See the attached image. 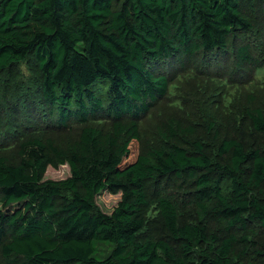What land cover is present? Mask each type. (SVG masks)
I'll return each instance as SVG.
<instances>
[{
  "label": "trees",
  "instance_id": "16d2710c",
  "mask_svg": "<svg viewBox=\"0 0 264 264\" xmlns=\"http://www.w3.org/2000/svg\"><path fill=\"white\" fill-rule=\"evenodd\" d=\"M263 17L264 0H0V264H264Z\"/></svg>",
  "mask_w": 264,
  "mask_h": 264
},
{
  "label": "rangeland",
  "instance_id": "374dc122",
  "mask_svg": "<svg viewBox=\"0 0 264 264\" xmlns=\"http://www.w3.org/2000/svg\"><path fill=\"white\" fill-rule=\"evenodd\" d=\"M263 5V4H262ZM261 5V7H262ZM253 16V15H252ZM258 18H260L261 16H257ZM264 18V17H263ZM264 23V20L259 21L258 25H261ZM264 42V39H260V43ZM21 71L23 73L24 78L26 79L28 72L25 68V66L21 67ZM256 79H258V83H262L264 81V68L262 70H259L256 73ZM257 83L256 80H254V82L251 84H255ZM69 176V169L66 165L64 166H59L57 169H54L52 167H48L45 175H44V179H50V180H54V181H58V180H62L65 179ZM178 184V182H176V185ZM175 189H177V186L174 187ZM176 191V190H174ZM120 200V194H109L107 192H101L98 195L95 196V203L97 205V207L100 209L101 212L105 213V214H110L113 210V208L116 206V204L119 202ZM14 210L16 209V206L13 208ZM159 232V227H155L153 223H151V225L148 228L147 233L148 234H157ZM97 251L95 253L96 258L97 259H104L108 256L109 252L111 251V249L113 248V244H111L110 242H99L98 246H97ZM79 264V263H77Z\"/></svg>",
  "mask_w": 264,
  "mask_h": 264
}]
</instances>
